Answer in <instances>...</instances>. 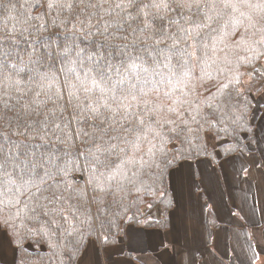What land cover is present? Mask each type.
<instances>
[{
    "label": "snow or ice",
    "instance_id": "snow-or-ice-1",
    "mask_svg": "<svg viewBox=\"0 0 264 264\" xmlns=\"http://www.w3.org/2000/svg\"><path fill=\"white\" fill-rule=\"evenodd\" d=\"M240 5L264 12V0H35L34 7L42 11L29 14L28 28L21 32L23 36L31 29L38 34L24 41L33 46L30 65L22 61L10 65L14 49L0 53V179L17 190L24 188L32 202L29 211L47 216L58 211L51 205L66 202L75 191L66 179L73 154L89 162L88 183L94 192L105 191L137 165L151 167L136 155L141 142L150 132L160 135L157 128L174 121L162 123L155 110L141 108L132 114L131 103H126L129 96L138 104L149 103L142 99L147 93L127 84L139 80L141 72L147 74L144 62H136L140 59L136 50L147 51L150 41L156 46L154 63L173 56L180 58L178 63L184 56L190 61L193 52L188 49L200 47L204 30H214L223 10L236 11ZM8 7L0 0V9ZM157 37H167L171 47ZM77 39L86 41L87 47H79ZM9 40L0 38V45ZM11 42L14 48L20 43ZM9 69L26 78H13ZM60 73L65 75L64 88L59 87ZM9 87L17 95L5 99ZM12 135L28 142H13ZM9 142L14 150L6 152Z\"/></svg>",
    "mask_w": 264,
    "mask_h": 264
},
{
    "label": "trees",
    "instance_id": "trees-1",
    "mask_svg": "<svg viewBox=\"0 0 264 264\" xmlns=\"http://www.w3.org/2000/svg\"><path fill=\"white\" fill-rule=\"evenodd\" d=\"M4 2L9 7L0 9V38L10 37L11 40L0 45V53L14 49L9 64L22 61L30 65L34 58L29 55L33 46L24 41H30L38 34L31 29L24 31L23 36L21 32L28 28L25 20L29 14L35 16L42 9L34 7L35 0ZM241 13L245 15L241 16ZM212 29L204 30L199 48L193 45L188 49L193 52L190 61L184 56L178 63L180 58L173 56L170 61L156 64L153 62L156 46L150 41L147 51L136 50L140 57L136 62H144L147 74L141 72L139 80L130 79L127 84H135L147 93L142 99L149 103L138 104L131 96L126 103H131L132 114L143 108L159 113L162 123L165 119L174 121L158 127L160 135L150 132L141 142V151L136 155L147 160L151 167L137 165L131 171L121 173L124 178L113 181L105 191L94 192L88 183L91 176L89 162L83 156L77 158L73 154L70 159L74 165H69L66 179L75 191L66 202L51 205L58 211L47 216H37L29 211L32 202L24 188L17 190L0 179V231L6 233L15 247L11 264H78L91 240L100 247L115 244L129 225L165 229L174 206L170 174L184 160L210 156L216 162L217 153L209 145V134L221 142L218 145L220 155L248 153L255 139L253 94L264 84V12L251 11L243 5L236 11L225 9ZM157 39L171 47L172 41L167 37ZM16 40L20 43L14 48L11 41ZM76 43L81 48L87 47L86 41L77 39ZM161 48L167 53V48L163 45ZM9 71L13 78H26L23 74L16 77L14 70ZM59 76V87L64 88L65 75L60 73ZM8 91L9 96L5 99L17 95L13 87ZM2 130L9 132L7 128ZM12 141L28 142L24 136L15 135H12ZM35 142L39 143V140ZM4 147L6 152L14 150V143H5ZM61 209L62 215L59 214ZM0 264L5 263L0 261Z\"/></svg>",
    "mask_w": 264,
    "mask_h": 264
},
{
    "label": "crops",
    "instance_id": "crops-1",
    "mask_svg": "<svg viewBox=\"0 0 264 264\" xmlns=\"http://www.w3.org/2000/svg\"><path fill=\"white\" fill-rule=\"evenodd\" d=\"M254 137L263 156L223 157L213 180L201 179L198 160L173 170L165 229L129 225L115 244L89 242L78 264H264V115ZM238 164L252 171L242 181Z\"/></svg>",
    "mask_w": 264,
    "mask_h": 264
},
{
    "label": "rangeland",
    "instance_id": "rangeland-1",
    "mask_svg": "<svg viewBox=\"0 0 264 264\" xmlns=\"http://www.w3.org/2000/svg\"><path fill=\"white\" fill-rule=\"evenodd\" d=\"M263 92H264V84L262 85V87H261V89H260V91L258 93L256 92V93L253 94V98H254V101H255V106H254V109H255L254 116L255 117L253 118V120L255 121L256 124L258 123V120L263 118V115H264V104H262V103H264V97H263L264 95L261 97V94ZM258 107H259V109H258ZM209 135H210L208 137L209 145L211 147H213L215 152L217 153L216 161H217V159L221 160L223 157H229V156H223V155L219 154L218 145L221 142L218 141V140L216 141L211 134H209ZM250 146H249L248 153L246 152L244 154H238V155L236 154V155H233V156L235 158H238V156H242V157L246 156V157H250V158H257V157H262L263 156L262 148H259L255 144V142L252 143V145H250ZM197 160H184L182 162H196L197 161V168L199 169V173H200L201 179H203L204 176L207 175V180H213L215 178V176H213V175L218 173V166H217V163L215 162V159L213 160L212 158H210V156H207V157H203V158H200V159H197ZM178 165H180V163ZM237 167H238V174H239V177H240L241 181H242V179L244 177H246L248 174H250L252 172V171L247 170L246 168H242L240 164H238L235 167V169ZM173 170H172V172H173ZM172 172H171V174H172ZM177 173H178V171H177ZM177 173L175 175H177ZM210 174H212V176ZM172 179H174V178H172ZM200 180H198V184L196 185V188L201 193V196H203L205 193H204L203 188L200 186ZM91 241H93V240H91ZM14 253H15L14 245L11 243V241L8 238V236L6 235V233L3 230L0 231V261L5 263V264H11L13 262V259H14Z\"/></svg>",
    "mask_w": 264,
    "mask_h": 264
}]
</instances>
